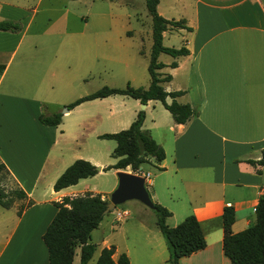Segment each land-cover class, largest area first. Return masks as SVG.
I'll list each match as a JSON object with an SVG mask.
<instances>
[{"label":"crops","instance_id":"1","mask_svg":"<svg viewBox=\"0 0 264 264\" xmlns=\"http://www.w3.org/2000/svg\"><path fill=\"white\" fill-rule=\"evenodd\" d=\"M133 2L137 1L128 0L125 5ZM37 5L29 0H0V20H18L22 24L16 33L0 30V164L7 170L4 186L8 189L4 191L21 189L26 194L14 200L9 208L0 205V264H48L42 234L57 211L53 202L87 192L107 198L116 187L115 180L105 192L107 195H103L90 186L87 177L53 190L56 178L77 158L83 156L101 167L95 175L103 173L107 166L96 150V143L90 144L86 156L73 152L67 158L64 149L71 135L83 137L85 144L90 130L82 126L88 125L92 115L83 114L66 124L64 118L80 110L87 101L95 102L98 98L84 100L69 111H59L61 120L53 126L42 124L39 115H31L28 121L21 119L26 122L21 125L28 123L29 129L19 127L17 121H8L10 100H16L18 110L11 114L19 117L30 104L43 109L44 103H49L38 95L45 93L42 90L45 79L54 77L49 68L54 37L48 35L51 20L43 29L32 28ZM157 11L166 19H183L191 28H169L163 32V39L173 32L180 33L188 54L175 58L169 55L160 72L172 76L163 83L164 89L184 91L176 100L194 105L196 115L185 123H176L167 110L169 117L162 114V126L151 118V127L146 128L143 121L145 130L161 128L169 135L158 142L165 158L144 163L155 164L158 182L150 177L144 183L150 185L152 201L170 211L165 220L169 227L190 214L200 223L206 245L181 257L178 264H231L222 248L223 207H234L232 230L239 232L254 222V209L264 192V166L249 162L259 160L264 148V0H164L162 7L158 0ZM37 45L41 53L36 55ZM15 57V65L6 77ZM172 61H176V67L168 66ZM45 66L46 70L42 68ZM171 100L166 98L168 103ZM155 102L158 100H148L145 108L149 104L154 108ZM3 120L10 126L6 124L4 136ZM133 120L128 118L123 123L128 125ZM98 135L95 133L96 138ZM128 167L119 170L131 172ZM136 210L140 212L137 229L132 235L122 232L124 237L120 238L114 236L112 224L124 220L129 211L114 212L113 222L105 223L106 231L94 243L96 249L89 262L96 264L100 250L113 246L114 260L125 253L130 264H169V252L156 218L148 221L142 207L137 206ZM117 213H123L120 219ZM103 221L104 217L94 230Z\"/></svg>","mask_w":264,"mask_h":264},{"label":"rangeland","instance_id":"2","mask_svg":"<svg viewBox=\"0 0 264 264\" xmlns=\"http://www.w3.org/2000/svg\"><path fill=\"white\" fill-rule=\"evenodd\" d=\"M135 1L137 2L127 6L125 4L128 0H29L31 3L37 2L38 4V13L32 25L33 29H43L51 20L48 35L54 37V45L50 47L51 49L54 48L52 49L49 68L54 71V77H49L45 79V83H42V90H45V93H39L38 96L49 102L44 103L43 109L38 107V104L33 103L28 105V108L25 107L23 109L25 114L19 117L16 114H11L18 110L17 105L14 104L16 100H10L7 110L11 119L9 118L8 121H17L19 127L29 129L28 123L21 125L26 123L21 119L28 121L31 115H45L48 112L60 111L63 113L64 109L67 108L66 105L103 86L123 89L129 84L135 88H146L149 84L147 66L152 43L151 18L145 8L144 1ZM163 3L164 0H161V7ZM64 10L67 12H63ZM62 18L65 20L62 21ZM182 40L180 33L173 32L163 39V45L179 48L182 46ZM38 49L39 46L37 45V48L34 49L36 55L41 53ZM16 57L6 77L9 76L14 67ZM169 58L170 56L167 54H160L158 61L165 62ZM42 68L46 70V66ZM155 103L154 108L153 104H149L145 108L142 106L144 103H138L136 99L122 94L98 98L95 102L87 101L80 110H75L64 118L66 124L71 119L74 120L83 114L92 115V122L82 126L90 130L85 144L82 140L83 137L71 135L65 143L66 157L70 158L73 152L86 156L90 144L96 143V150L101 154L102 162L107 166L115 163L117 159L111 156L116 145L115 141L96 138L95 133H115L126 129L130 123L124 125L123 122L128 118L135 119L140 111L144 113V126L146 128L151 127V118L158 120L159 126H162L164 125V119L161 118L162 114L167 115V117L169 114L161 102ZM6 124L7 121L3 120L2 136H4L3 131L6 129ZM7 127L10 128L9 124ZM19 127L16 126V128ZM72 128H74V124ZM150 132L157 143L162 140L163 136L165 138L169 136L167 130H161V128L151 129ZM77 159L87 160L83 156ZM140 167L143 173L149 172V179L151 177L153 182H158L157 174L159 171L155 164H142ZM128 168L131 172H135L130 166ZM114 170L113 168L108 169L103 173L87 178L86 181L89 182L90 186H94L99 192H102L103 195H107L105 192H108L115 180L117 185L116 172L119 169ZM6 178V175L2 173L0 185L4 190L8 189V186H4ZM146 188L150 190V185L146 184ZM156 189L158 190V187ZM13 190L9 189L7 192L11 193ZM107 198L109 199V195ZM13 200L16 199L13 197ZM137 206L144 209L145 212L143 213L148 217V221L156 218L152 209L141 206V203L136 200H127L104 215L102 226L91 233V242H97L99 235L106 231L107 225L105 223H110L115 218L114 212H120L123 209H128L129 215L120 222L112 221L115 228L114 236L120 238L124 237V234L132 235L133 231L137 229L140 219L138 214L140 212L136 210ZM76 253L74 264H79V248H77ZM89 264L93 263L90 261Z\"/></svg>","mask_w":264,"mask_h":264},{"label":"trees","instance_id":"3","mask_svg":"<svg viewBox=\"0 0 264 264\" xmlns=\"http://www.w3.org/2000/svg\"><path fill=\"white\" fill-rule=\"evenodd\" d=\"M148 15L151 18V50L147 66L149 74V84L146 88L131 87L129 84L125 88H112L103 86L98 90L77 98L66 107L70 110L78 103L93 99L102 98L107 95L120 93L131 98L138 99L141 103L148 100H158L164 108L171 114L176 123H185L196 115V107L191 103H180L176 98L184 91H166L164 82L171 80L170 74H163L160 70L165 66L158 61L160 54H168L171 57H178L188 54L186 47L179 48L163 45V32L169 28H185L183 19H166L157 11L158 0H143ZM22 24L18 20H0V30L9 32H19ZM168 66L176 67V61H172ZM170 97V103L166 98ZM39 121L44 125L53 126L60 122L61 113L52 115L40 114ZM144 113L140 111L135 120L128 128L115 133H103L98 135L101 139L114 140L116 145L111 153L116 162L103 168L124 169L127 166L135 171L142 164L153 160L161 162L165 158L163 147L158 144L148 130L142 128ZM259 160H250L252 164L264 166V148ZM7 170L4 164H0V181L2 173ZM98 173L96 166L84 159H76L69 164L65 170L56 178L53 190L58 191L67 186L76 184L80 179L94 176ZM14 195H12V194ZM5 192L0 185V205L9 208L15 199L26 196L21 189ZM151 197V196H150ZM108 203L107 198H102L101 194L90 192L78 196H65L60 201H55L57 211L47 225L42 240L48 252V264H72L76 248H79V264H88L92 258L96 246L91 242V232L98 227L103 219ZM152 209L156 215V226L159 228L167 245L169 252V264H178V260L183 256L204 248L206 245L202 228L199 221L192 214L186 216L174 227H169L165 220L170 215L161 204L154 202ZM20 210L18 214H20ZM235 211L231 205L223 207L221 221L223 229L222 248L224 254L229 258L231 264H264V192L259 196L255 206L254 222L239 232H233ZM114 247H103L96 259V264H130L125 253H121L116 260L112 258Z\"/></svg>","mask_w":264,"mask_h":264},{"label":"water","instance_id":"4","mask_svg":"<svg viewBox=\"0 0 264 264\" xmlns=\"http://www.w3.org/2000/svg\"><path fill=\"white\" fill-rule=\"evenodd\" d=\"M143 107L145 104L142 105ZM64 111H68L67 108ZM99 171L101 167L97 166ZM118 181L116 187L109 194L108 203L104 213H108L115 206L120 205L127 200H137L146 207L153 209L154 203L145 186L144 178L133 172L121 171L116 172Z\"/></svg>","mask_w":264,"mask_h":264},{"label":"built area","instance_id":"5","mask_svg":"<svg viewBox=\"0 0 264 264\" xmlns=\"http://www.w3.org/2000/svg\"><path fill=\"white\" fill-rule=\"evenodd\" d=\"M134 173H135V174H138V175H140V176H142V177L144 178V181H147V180L149 179V176H150L149 172H144V173H143L141 168H138L137 170H135ZM254 211H255V209H254ZM122 214H123V213H117V214H116L117 219H120L121 216H122Z\"/></svg>","mask_w":264,"mask_h":264}]
</instances>
